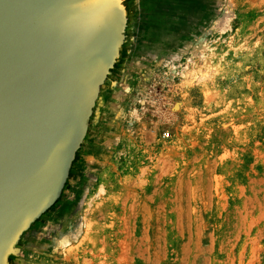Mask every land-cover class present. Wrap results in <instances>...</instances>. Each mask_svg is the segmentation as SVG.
Segmentation results:
<instances>
[{
	"label": "rangeland",
	"instance_id": "374dc122",
	"mask_svg": "<svg viewBox=\"0 0 264 264\" xmlns=\"http://www.w3.org/2000/svg\"><path fill=\"white\" fill-rule=\"evenodd\" d=\"M131 1L145 43L15 264H264V0Z\"/></svg>",
	"mask_w": 264,
	"mask_h": 264
},
{
	"label": "water",
	"instance_id": "95a60500",
	"mask_svg": "<svg viewBox=\"0 0 264 264\" xmlns=\"http://www.w3.org/2000/svg\"><path fill=\"white\" fill-rule=\"evenodd\" d=\"M137 31L131 0H0V264L66 199Z\"/></svg>",
	"mask_w": 264,
	"mask_h": 264
},
{
	"label": "bare ground",
	"instance_id": "6f19581e",
	"mask_svg": "<svg viewBox=\"0 0 264 264\" xmlns=\"http://www.w3.org/2000/svg\"><path fill=\"white\" fill-rule=\"evenodd\" d=\"M71 231H72V230H71ZM71 231H70V233H68V234H66L67 232H66V233L64 232V233L61 234V235H60V233H59L58 235H60V236H57L58 238L55 239V240H53L54 242H52V243H56V244L58 243L59 246H60L61 244H63V246H64V245L67 246V245L70 243V240L73 239V236H74L73 232H74L75 230L72 231V233H71ZM46 234H47V233H46ZM72 234H73V235H72ZM71 236H72V238H71ZM59 237H60V238H59ZM53 239H54V238H53ZM57 240H59V241L57 242ZM71 241H72V240H71ZM52 243H51V244H52ZM46 244H47V243H46ZM51 244H50V245H51ZM56 244H53V245L56 247V246H58V245H56ZM46 246H47V245H46ZM61 246H62V245H61ZM48 247H49V246H48ZM48 247H47V248H48ZM55 247H54V248H55ZM44 248H46V247H44ZM47 248H46V249H47ZM49 248H51V246H50ZM58 248H60V247H58ZM56 249H57V248H55V250H56ZM48 251H49V250H48ZM46 254H47V253H46ZM63 258H64V257H63Z\"/></svg>",
	"mask_w": 264,
	"mask_h": 264
},
{
	"label": "built area",
	"instance_id": "2783aa9c",
	"mask_svg": "<svg viewBox=\"0 0 264 264\" xmlns=\"http://www.w3.org/2000/svg\"><path fill=\"white\" fill-rule=\"evenodd\" d=\"M167 136V134L165 135V137Z\"/></svg>",
	"mask_w": 264,
	"mask_h": 264
}]
</instances>
